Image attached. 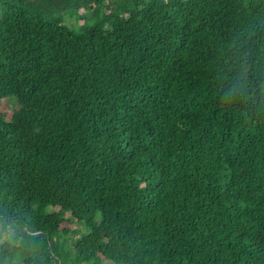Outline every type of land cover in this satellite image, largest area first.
<instances>
[{"label": "trees", "instance_id": "trees-1", "mask_svg": "<svg viewBox=\"0 0 264 264\" xmlns=\"http://www.w3.org/2000/svg\"><path fill=\"white\" fill-rule=\"evenodd\" d=\"M6 98L0 264H264V0H0Z\"/></svg>", "mask_w": 264, "mask_h": 264}, {"label": "rangeland", "instance_id": "rangeland-1", "mask_svg": "<svg viewBox=\"0 0 264 264\" xmlns=\"http://www.w3.org/2000/svg\"><path fill=\"white\" fill-rule=\"evenodd\" d=\"M53 17L60 18L66 26L77 33L84 32L87 27L95 24L99 19L97 16H91L90 11L85 6L67 11L61 10L60 12L54 13ZM16 108H18V105L9 98L0 102V110L6 111L8 116H11L12 112ZM74 227L82 228V226L77 224H75Z\"/></svg>", "mask_w": 264, "mask_h": 264}]
</instances>
